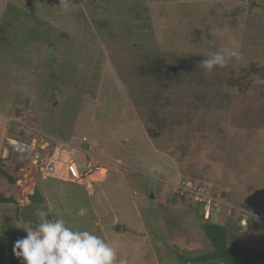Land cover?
<instances>
[{"label":"rangeland","instance_id":"obj_1","mask_svg":"<svg viewBox=\"0 0 264 264\" xmlns=\"http://www.w3.org/2000/svg\"><path fill=\"white\" fill-rule=\"evenodd\" d=\"M59 2L0 0V170L15 180L0 172V195L14 200L0 202V264L41 206L102 237L117 264L208 250L206 222L264 254V229L227 213L264 208V0ZM230 50L241 58L200 65ZM155 58L172 80L141 74ZM8 137L42 142L35 151L58 160L53 176ZM68 161L103 171L66 182ZM35 190L42 202L30 207ZM193 190L217 202L197 206Z\"/></svg>","mask_w":264,"mask_h":264},{"label":"clouds","instance_id":"obj_2","mask_svg":"<svg viewBox=\"0 0 264 264\" xmlns=\"http://www.w3.org/2000/svg\"><path fill=\"white\" fill-rule=\"evenodd\" d=\"M71 2L60 0L59 7L67 11ZM232 58L240 59L241 55L236 50L211 52L200 65L211 72L215 66L223 67ZM50 213V206L47 210L41 206L35 223L25 220L18 227L26 236L14 242L12 251L24 264H117V251L102 237L70 227L65 219ZM86 213L87 209L81 207L77 215L83 217Z\"/></svg>","mask_w":264,"mask_h":264},{"label":"trees","instance_id":"obj_3","mask_svg":"<svg viewBox=\"0 0 264 264\" xmlns=\"http://www.w3.org/2000/svg\"><path fill=\"white\" fill-rule=\"evenodd\" d=\"M139 70L144 77H152L158 81H168L174 78V69L159 58L148 61L146 65L141 66ZM152 117L155 119L154 115H152ZM151 135L154 136L153 134ZM0 172L1 175L9 182L15 181L12 176L7 174L5 171L0 170ZM29 200L30 207H34L39 202H42V197L38 190H35L33 194L29 196ZM0 202L12 203L14 202V200L12 198H5L0 195ZM195 205L204 206V204L200 202H196ZM37 208H39V206L35 209ZM205 213L203 215H205ZM216 214H219V212H217ZM36 219L37 213L31 215V217L27 220H32L35 223ZM253 225L257 230H259L260 228L264 229V225ZM201 229L209 245L208 250L195 254L175 252V259L178 264H264V254L260 252L252 253L244 245L239 235L228 234L227 226L218 223L206 222L201 224ZM15 240L17 239L14 236V241ZM12 249L13 247L11 248V254L7 257V264H24L22 259L17 258L14 255Z\"/></svg>","mask_w":264,"mask_h":264},{"label":"built area","instance_id":"obj_4","mask_svg":"<svg viewBox=\"0 0 264 264\" xmlns=\"http://www.w3.org/2000/svg\"><path fill=\"white\" fill-rule=\"evenodd\" d=\"M8 144L10 147L18 154L21 158L23 159H29L31 163L34 165H39L41 170H43L47 175L53 176V174L56 171V165L58 160L55 158L51 157L49 154H44L42 155L40 152L35 151L36 147H39L40 143L35 144V146H31L28 143H25L19 139L15 138H6ZM61 143L60 141H58ZM56 143V141H55ZM64 144V143H62ZM103 171V168L98 166V165H93L91 163H87L85 168L83 166L77 165L73 161H68L67 164H65V172L67 175V181L75 184H82L84 183L87 178ZM185 191H189L186 187L184 188L181 186ZM193 193V199L195 202H200L204 204V207L206 208L209 204H214L215 201L212 197L210 196H204L202 192L199 191H192ZM218 208L216 207V210ZM219 211V210H218ZM227 213L228 216L235 215L239 222L242 225H248V224H261L264 225V208L259 209V210H247V209H242L239 207L235 206H228L227 207Z\"/></svg>","mask_w":264,"mask_h":264},{"label":"water","instance_id":"obj_5","mask_svg":"<svg viewBox=\"0 0 264 264\" xmlns=\"http://www.w3.org/2000/svg\"><path fill=\"white\" fill-rule=\"evenodd\" d=\"M39 146H40V144H39ZM84 147H85V148H86V147L89 148L88 145H84ZM7 153H8V149L5 148V149L3 150L2 157L7 156ZM225 196H226V192H222L221 195H220L221 198H225ZM117 227H119V226H116V230H117Z\"/></svg>","mask_w":264,"mask_h":264},{"label":"crops","instance_id":"obj_6","mask_svg":"<svg viewBox=\"0 0 264 264\" xmlns=\"http://www.w3.org/2000/svg\"><path fill=\"white\" fill-rule=\"evenodd\" d=\"M66 182H68V181H66Z\"/></svg>","mask_w":264,"mask_h":264}]
</instances>
